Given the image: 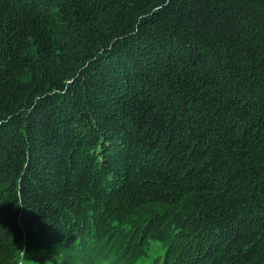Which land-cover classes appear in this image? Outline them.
<instances>
[{"label":"trees","instance_id":"obj_1","mask_svg":"<svg viewBox=\"0 0 264 264\" xmlns=\"http://www.w3.org/2000/svg\"><path fill=\"white\" fill-rule=\"evenodd\" d=\"M153 243L264 264V0H0V264Z\"/></svg>","mask_w":264,"mask_h":264},{"label":"rangeland","instance_id":"obj_2","mask_svg":"<svg viewBox=\"0 0 264 264\" xmlns=\"http://www.w3.org/2000/svg\"><path fill=\"white\" fill-rule=\"evenodd\" d=\"M161 252L164 253L165 251L162 250ZM158 253V247L156 248V244L153 243L149 248L148 256L146 257V259L140 261L138 264H148L150 260H153L157 256Z\"/></svg>","mask_w":264,"mask_h":264}]
</instances>
